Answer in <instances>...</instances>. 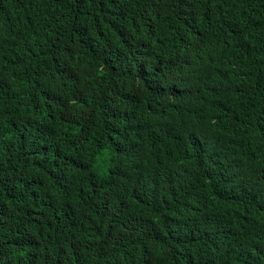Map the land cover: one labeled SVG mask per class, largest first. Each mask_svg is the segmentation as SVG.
Listing matches in <instances>:
<instances>
[{
  "label": "trees",
  "instance_id": "obj_1",
  "mask_svg": "<svg viewBox=\"0 0 264 264\" xmlns=\"http://www.w3.org/2000/svg\"><path fill=\"white\" fill-rule=\"evenodd\" d=\"M0 264H264V0H0Z\"/></svg>",
  "mask_w": 264,
  "mask_h": 264
}]
</instances>
